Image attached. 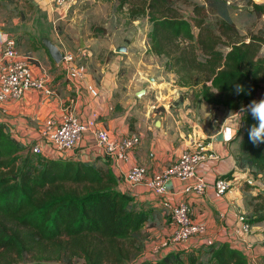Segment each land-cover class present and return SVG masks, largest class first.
<instances>
[{"label": "trees", "instance_id": "1", "mask_svg": "<svg viewBox=\"0 0 264 264\" xmlns=\"http://www.w3.org/2000/svg\"><path fill=\"white\" fill-rule=\"evenodd\" d=\"M117 1L119 9L130 6L133 20L148 17L150 49L166 59L164 73L175 74L180 88L195 90L200 103L222 108L218 123L253 100L264 99L259 97L264 81V3L249 0L263 24L256 32L241 35L225 0L192 3L191 19L177 7L188 0ZM209 11L220 15L215 29L207 22ZM237 85L243 86V92L236 93ZM242 122L243 128L232 140L238 145L237 167L261 177L264 143L253 144L248 138L258 121L246 113ZM117 187L112 169L33 153L31 145L16 140L0 124V264L135 261L141 253L143 230L153 222L152 211ZM250 198L264 202V193ZM248 221L253 226L264 221V215ZM29 256L33 262H26ZM141 264H251V260L228 242L215 241Z\"/></svg>", "mask_w": 264, "mask_h": 264}, {"label": "crops", "instance_id": "2", "mask_svg": "<svg viewBox=\"0 0 264 264\" xmlns=\"http://www.w3.org/2000/svg\"><path fill=\"white\" fill-rule=\"evenodd\" d=\"M45 37L50 38L58 46L51 36ZM42 38L37 39L35 35L27 34L18 39V49L22 54L31 56L33 70L37 76L49 75L57 88V95L46 97L38 91H30L22 100L11 103L8 107L9 113L6 116L0 114V124L7 127L12 137L25 145H40L43 154L52 159L84 161L93 163L98 168L112 169L117 176L118 190L136 197L138 202L145 204L146 209L152 211V218L157 226H152L151 230L155 232L157 239L162 240L164 235L170 237L173 223L164 214L160 205L161 199L145 185L131 187L124 180L125 174L132 166L142 165L147 167L149 177H151L170 161L178 159L183 151L191 147L193 141L209 144L210 151L218 155L220 160H206L198 166L197 175L206 181L207 194L203 197L185 195V184L179 181H174L169 185V198L175 204L187 203L193 216L207 226V235L199 244L190 242L184 246H174L167 252L220 241L228 242L233 248L242 251L251 260V264H263L264 247L261 246L263 241L262 234L258 233L259 227H254L247 239L241 240L233 237L237 219L243 214L245 208V192L241 183L246 173H243L244 171L240 170L236 164L238 145L232 143L236 135L231 140H227L225 134L227 128L232 125H240L239 131L243 128L242 116L234 115L223 130L226 120L221 126L219 125L215 133L202 132L194 137L191 136L189 140L186 139L179 124L174 123L168 117L156 120L152 127L147 116L151 117L152 110L150 109L154 106L148 101L142 103L126 90L116 67L111 70L108 67L85 66L82 63L79 65L83 73L82 78L68 75L62 71L60 65L51 61L49 53L40 46L39 41ZM7 39V35L0 34V64L3 58L2 46ZM60 49L61 51L66 50ZM70 110L75 112L81 122L98 118L99 126L117 139L129 134L139 135L141 144L131 156L130 161L119 166L114 165L98 150L91 134H85L75 149L68 152L65 157L56 153L40 138V129L46 120L61 119ZM158 121L161 123L160 127H156ZM224 175H230L233 189L225 196H220L214 190V182L218 176ZM148 226L149 224L145 227ZM162 257L154 255L148 259L135 261L133 264H141L142 261L156 263Z\"/></svg>", "mask_w": 264, "mask_h": 264}, {"label": "rangeland", "instance_id": "3", "mask_svg": "<svg viewBox=\"0 0 264 264\" xmlns=\"http://www.w3.org/2000/svg\"><path fill=\"white\" fill-rule=\"evenodd\" d=\"M134 1L138 4L143 2V0ZM225 1H227L228 15L241 35L256 32L263 24V21H258L252 12L249 0ZM252 1L257 4L264 3V0ZM192 3L203 4L204 0H188L177 4L185 18L193 17ZM129 9V5L119 9L117 0H77L69 8H59L55 0H0V34L7 35L8 39L17 40L27 34L35 35L37 39L49 35L60 48L68 52L79 53L80 50H86L87 57H81L78 65L83 63L85 66L108 67L111 70L116 67L126 90L142 103L148 101L154 106L150 109L151 117L147 116L152 127L156 120L168 117L179 124L188 140L191 136L194 137L202 132L215 133L227 120L226 117L221 124L217 122L223 109L200 103L193 94L195 90L180 88L175 74L164 73L166 59L157 57L150 49L149 35L152 25L148 17L141 16L133 20ZM207 17V22L215 29L216 21L220 17L219 13L209 11ZM119 46L126 47L127 52L117 53L116 48ZM262 86L260 98H264V81ZM141 90H145L146 94L138 98L136 94ZM243 173H246L243 175V180L251 178L252 185L242 180V189L247 191L246 194L244 193L245 208L241 215L251 220L264 215L263 200L250 198L264 193V175L254 177L251 172ZM152 221L143 230L141 253L135 261L154 256L153 249L168 238L167 235L163 236V240L156 238L151 227L157 224L154 218ZM254 227H259L258 233L262 234L263 241L261 246L264 247V221L253 225L252 230ZM237 238L244 240L248 237ZM46 259L48 257L42 258V260ZM25 260L34 261L30 256ZM135 261L128 264H133ZM262 263L264 264V261ZM74 264H84V261L75 259Z\"/></svg>", "mask_w": 264, "mask_h": 264}, {"label": "built area", "instance_id": "4", "mask_svg": "<svg viewBox=\"0 0 264 264\" xmlns=\"http://www.w3.org/2000/svg\"><path fill=\"white\" fill-rule=\"evenodd\" d=\"M77 0H55L59 8H69ZM63 60L61 69L68 75L81 77L78 61L87 57L86 50L79 53L62 51ZM2 61L0 64V114L9 113V105L22 100L30 91H38L46 97H55L57 88L48 74L37 76L33 70L32 58L22 54L16 39H7L2 46ZM85 134H91L98 150L114 165L126 164L141 144L140 136L129 134L115 138L109 131L101 128L98 118L81 122L73 110L61 119H48L40 129V138L56 153L65 157L75 149L77 143ZM33 153L43 154L38 144H31ZM206 160H220V157L210 151L209 144L193 141L191 147L182 152L176 160L170 161L160 171L149 177L148 169L142 165L132 166L125 174L124 180L131 186L145 185L159 197L164 214L173 223V230L167 239H164L153 249V254L164 256L174 246H184L190 242L199 244L207 235L208 228L199 222L187 203L175 204L169 198V185L174 181L185 184V195L203 197L207 194L208 185L197 175L198 166ZM245 182L252 185L251 178ZM233 189V181L224 176H218L214 182L217 195L225 196ZM234 238L248 237L252 232V225L244 215H240L234 227ZM264 240V235H263Z\"/></svg>", "mask_w": 264, "mask_h": 264}, {"label": "clouds", "instance_id": "5", "mask_svg": "<svg viewBox=\"0 0 264 264\" xmlns=\"http://www.w3.org/2000/svg\"><path fill=\"white\" fill-rule=\"evenodd\" d=\"M243 86L237 85L235 91L237 94L243 92ZM246 113H250L252 118L258 121V124L253 125L248 131V138L253 144L264 143V99L259 101L253 100L246 107H242L239 113L231 114L223 125L222 130L233 116L241 117ZM240 125H232L227 128L225 138L231 140L234 135H238Z\"/></svg>", "mask_w": 264, "mask_h": 264}, {"label": "water", "instance_id": "6", "mask_svg": "<svg viewBox=\"0 0 264 264\" xmlns=\"http://www.w3.org/2000/svg\"><path fill=\"white\" fill-rule=\"evenodd\" d=\"M41 43H42L43 47L45 49H47V51H48L50 57L53 59V61L56 64L61 65V62L63 60V53H62L61 49L55 43H53L52 40L48 37H43L41 39ZM83 45H84V42L82 41V46ZM116 52L117 53L127 52V48L124 46H119L118 48H116ZM151 81H153V79H151ZM144 94H146V91L141 90L136 95L139 98V97L143 96ZM160 126H161V123L158 121L156 124V127H160Z\"/></svg>", "mask_w": 264, "mask_h": 264}]
</instances>
